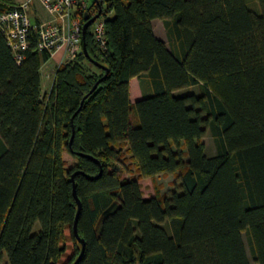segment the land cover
Here are the masks:
<instances>
[{
  "label": "trees",
  "instance_id": "trees-1",
  "mask_svg": "<svg viewBox=\"0 0 264 264\" xmlns=\"http://www.w3.org/2000/svg\"><path fill=\"white\" fill-rule=\"evenodd\" d=\"M257 2L259 10L247 0H108L107 50L98 52L90 27L85 41L109 70L81 52L57 66L46 93L41 65L51 56L38 49L36 31L21 63L0 31V264L4 256L9 264L73 263L82 248L73 232L76 170L84 172L75 180L86 242L78 264H264ZM16 5L0 0V13ZM154 18L165 21L169 45ZM141 75L153 92L132 102L130 81ZM193 85L203 90L177 92ZM77 151L97 157L103 172ZM160 173H175L178 189L145 196L139 179Z\"/></svg>",
  "mask_w": 264,
  "mask_h": 264
},
{
  "label": "built area",
  "instance_id": "built-area-1",
  "mask_svg": "<svg viewBox=\"0 0 264 264\" xmlns=\"http://www.w3.org/2000/svg\"><path fill=\"white\" fill-rule=\"evenodd\" d=\"M48 14L37 18L32 13V0H24L15 7L0 13V31L4 33L21 63L24 49L33 30L38 35L37 47L47 51L52 57L58 50L63 53V62L74 59L83 52L85 14H100L88 26L97 43L98 52L107 50L106 20L108 0H40Z\"/></svg>",
  "mask_w": 264,
  "mask_h": 264
},
{
  "label": "rangeland",
  "instance_id": "rangeland-1",
  "mask_svg": "<svg viewBox=\"0 0 264 264\" xmlns=\"http://www.w3.org/2000/svg\"><path fill=\"white\" fill-rule=\"evenodd\" d=\"M247 3L255 8L259 10V4L257 2V0H247ZM43 11V9H41ZM56 64L53 62H49L47 64L44 65L43 68V72L46 71V77L48 74L47 79L44 80L43 84H42V89L43 92L46 93L50 90V83H51V77L54 74V70H55ZM184 91L186 90H192L195 93H199L203 90L201 85H194L193 87H190L189 89H182ZM204 141L206 143V152L209 155H212L216 152V145L214 143V139L212 136V133L210 130H208V132L206 133V135L204 136ZM64 158L66 159V165L67 167H75L76 163L78 161L77 157L74 156L73 154H71L68 151L64 152ZM128 173V172H127ZM142 179V188H143V192L145 196H150V195H159V196H164V195H168L170 194V192L172 190H174L175 188L178 189L177 186V175L175 173L172 174H167L164 173L163 175H157L155 177H143ZM40 226L39 223H37L36 225V229ZM244 240L247 246V250H248V254L250 256V250H249V246H248V241L246 238V235L244 234ZM68 243L73 244L72 240H69ZM74 252V247L71 246L70 248L67 249V255H65L63 258L64 260L68 261L70 259V257L72 256ZM1 264H9L8 263V258L7 256L3 257V260L1 261Z\"/></svg>",
  "mask_w": 264,
  "mask_h": 264
},
{
  "label": "crops",
  "instance_id": "crops-1",
  "mask_svg": "<svg viewBox=\"0 0 264 264\" xmlns=\"http://www.w3.org/2000/svg\"><path fill=\"white\" fill-rule=\"evenodd\" d=\"M15 1L17 4H19L20 2H22L24 0H15ZM31 3H32V13L35 17L40 18V19L48 17V14L45 11V9L43 8L40 0H32ZM41 9H43V11ZM152 25H153V29H154L156 36L161 38L162 40H164L166 42V44L169 45V36H168V32H167V27L165 25V21L161 18H154L152 20ZM62 59H63V53L61 50H58L52 57H50L47 61H45L41 65L42 84H43L44 80L47 79V77H48V74L46 77V71L43 72L44 65L49 63V62H53L56 64L54 74L51 77L52 78L51 83H50V88H51L54 77H55L56 68L58 65L61 64ZM193 86H189V87H186L183 89H189L190 87H193ZM186 91H192V90H186ZM186 91L180 89L177 92H186ZM152 92H153V88H152L151 82L147 76L141 75V76H133L131 78V81H130V98H131L132 102H135L136 100L142 98L144 95L150 94ZM130 174L131 173H125L124 175L130 176ZM163 174L164 173H160V174H158V176L163 175ZM170 174H172V173H170ZM146 178H148V177H146ZM139 181L142 182V179H139Z\"/></svg>",
  "mask_w": 264,
  "mask_h": 264
},
{
  "label": "water",
  "instance_id": "water-1",
  "mask_svg": "<svg viewBox=\"0 0 264 264\" xmlns=\"http://www.w3.org/2000/svg\"><path fill=\"white\" fill-rule=\"evenodd\" d=\"M100 12H101V10H99L92 17H89V14L88 13L85 14V18H87V21L84 23V26H83L84 31L93 22V20L100 14ZM83 37H84V40H83V53L85 54V56H87L95 64L101 66L102 68H104V69H106L108 71L109 69H108V67L105 64L99 62L98 60H96L95 58H93L90 55V53L88 51V48H87L86 41H85V33H84V36ZM99 81H100V79L96 81V83L94 84V86L91 88L90 91H93L96 88V86L98 85ZM86 97H87V94L83 97V99L81 101V105L84 103V100L86 99ZM72 140H73V134H72L71 139H70V144L72 143ZM77 154L83 155V156H86V157H89V158L93 159L95 162H97L99 164V166H100V173L103 172V165H102L101 161L97 157H95L92 154L85 153L83 151H77ZM77 173H84V172L82 170H76L71 175V179H72V183H73V194H74L75 199H76V202L78 204V209H77L76 217H75L74 224H73V232H74V235L76 236V238L82 244V248H81L80 253L78 254V256L76 257V259L73 261L72 264H78L79 260L83 256V253L85 251V244H86L85 239L80 235L79 230H78V220H79V216H80V213H81V210H82V201H81V199H80V197L78 195V192H77V184H76V180H75V176H76Z\"/></svg>",
  "mask_w": 264,
  "mask_h": 264
},
{
  "label": "bare ground",
  "instance_id": "bare-ground-1",
  "mask_svg": "<svg viewBox=\"0 0 264 264\" xmlns=\"http://www.w3.org/2000/svg\"><path fill=\"white\" fill-rule=\"evenodd\" d=\"M62 61H63V59H62ZM62 61H61V63H62Z\"/></svg>",
  "mask_w": 264,
  "mask_h": 264
}]
</instances>
